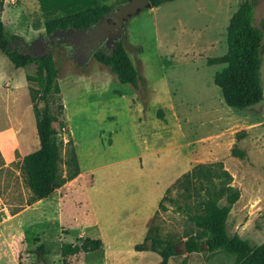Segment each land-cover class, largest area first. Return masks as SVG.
Returning <instances> with one entry per match:
<instances>
[{"label":"rangeland","instance_id":"374dc122","mask_svg":"<svg viewBox=\"0 0 264 264\" xmlns=\"http://www.w3.org/2000/svg\"><path fill=\"white\" fill-rule=\"evenodd\" d=\"M242 1L173 0L130 17L123 39L142 75L137 87L120 83L95 58L77 64L70 47L51 43L44 27L31 29L26 15H5L6 31L23 38L20 50L52 52L63 106L54 122L63 143L60 174L67 176L68 141L79 173L47 199L26 203L20 165L39 146L25 79L33 71L15 68L0 52V264H62L61 244L84 237L102 246L68 264H159L150 238L174 243L167 264H234L223 250H178L188 239L204 240L184 208L194 210L206 196L209 165L227 170L240 192L228 232L264 242V93L249 107L227 106L213 81L225 63L211 61L225 54L226 27ZM251 1L259 24L264 0ZM261 59L264 91V51ZM144 243L146 250H135Z\"/></svg>","mask_w":264,"mask_h":264},{"label":"trees","instance_id":"16d2710c","mask_svg":"<svg viewBox=\"0 0 264 264\" xmlns=\"http://www.w3.org/2000/svg\"><path fill=\"white\" fill-rule=\"evenodd\" d=\"M173 0H149L150 7H157L164 2ZM4 0H0V52L6 56L15 68L32 69L27 72L25 79L33 101L36 133L39 146L22 158L20 165L24 182L29 191L27 204L51 195L64 181L75 177L79 173L76 153L68 141L70 148L63 163L66 166L67 176L61 177V146L58 130L54 124L62 113L58 70L52 52L48 49L40 54L23 52L17 43L23 41L19 35L9 34L1 19ZM114 5L101 4L87 7L73 13L46 20L44 31L51 35L55 30L87 29L107 13ZM227 50L224 55L214 58L212 62L225 63V66L216 71L213 81L222 93L227 106L243 109L254 105L263 98V89L260 81L261 54L264 51V17L259 24L254 23V3L243 0L231 15L226 27ZM99 48L94 58L108 68L122 84L137 87L142 75L134 66L124 47V39L120 38L112 46ZM3 165L0 153V166ZM202 166V165H201ZM198 169V168H197ZM206 179L205 197L200 200L195 209L185 205V213L189 221L198 228V238L188 239L184 243L187 252H199L204 249L212 252L223 250L234 256V264H264V242L252 244L238 234H230L227 230V218L233 204L238 200L240 192L231 185V176L223 167L209 165ZM185 178L181 184L185 190L189 189ZM224 204H219L221 197ZM159 207L166 209L161 202ZM181 209V208H179ZM150 249L161 256L159 264H167L168 259L176 254L172 241L160 238H150ZM102 246L100 238L84 237L80 242L62 243V264H68V258L79 252L94 251ZM147 243L136 245L135 250L147 249ZM40 255H44L43 248H37Z\"/></svg>","mask_w":264,"mask_h":264},{"label":"water","instance_id":"95a60500","mask_svg":"<svg viewBox=\"0 0 264 264\" xmlns=\"http://www.w3.org/2000/svg\"><path fill=\"white\" fill-rule=\"evenodd\" d=\"M149 7V0H125L114 6L111 12L107 13L101 20L87 29L68 28L63 30L77 44L74 51V58L77 64L84 65L89 62L94 58L95 52L104 43L109 46L120 38H123L125 34V22L130 17ZM56 33H60L59 30H55L53 35ZM150 245L151 240H148V246ZM178 250L186 252L185 243H181L178 246Z\"/></svg>","mask_w":264,"mask_h":264},{"label":"crops","instance_id":"0c3cea01","mask_svg":"<svg viewBox=\"0 0 264 264\" xmlns=\"http://www.w3.org/2000/svg\"><path fill=\"white\" fill-rule=\"evenodd\" d=\"M112 0H4L1 19L6 29L4 19L6 14L9 18L15 19L18 16L26 15L29 27L43 28L46 20L60 17L75 11L97 6L101 4L111 5ZM49 197V196H48ZM43 198L39 201L47 199Z\"/></svg>","mask_w":264,"mask_h":264},{"label":"flooded vegetation","instance_id":"af4514ba","mask_svg":"<svg viewBox=\"0 0 264 264\" xmlns=\"http://www.w3.org/2000/svg\"><path fill=\"white\" fill-rule=\"evenodd\" d=\"M59 32H60V33H56V34H54V35H53L54 32H53L51 35H48V37H49V39H50V42L52 43L53 40L55 41L56 38H57V40L64 42V44H65L67 47H70V49H72L73 51H75V47L77 46V44H75V43L73 42V39L70 38V37H68V36L64 33V31L59 30ZM38 43H43V41H42V40H39ZM107 46H108V45H106L105 43L102 45V47H107Z\"/></svg>","mask_w":264,"mask_h":264}]
</instances>
